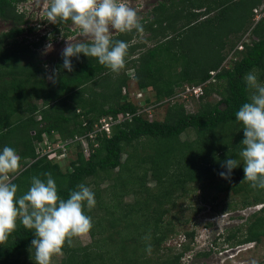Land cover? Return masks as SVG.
I'll return each mask as SVG.
<instances>
[{
  "label": "trees",
  "instance_id": "16d2710c",
  "mask_svg": "<svg viewBox=\"0 0 264 264\" xmlns=\"http://www.w3.org/2000/svg\"><path fill=\"white\" fill-rule=\"evenodd\" d=\"M26 1L0 0V18L12 23L0 33V151L11 147L21 158L10 182L18 185L19 197L29 189L33 176L46 181L43 173L50 172L62 199L69 198L77 185L88 186L90 179L108 182L102 189L96 181L92 189L95 206H84L93 224L88 232L91 243L69 246L66 242L60 264H181L184 250L161 256L164 242L175 232L174 220L165 222L164 217L178 206V199L192 184L203 191L215 189L213 200L218 193L232 190L244 196L242 206L262 204L247 221L246 232L240 226L225 238L232 247L260 242L264 236V189L242 182L243 165L232 170L230 180L219 173L226 171L222 165L229 157L242 164L243 125L235 113L251 95L244 80L246 73L264 72V18L250 32L258 39L245 42L242 50L236 47L253 23V9L264 0L161 1L152 9L154 16L141 21L156 42L134 59L131 57L139 48L132 43L136 31L113 35L129 45L125 70L134 67L138 87L154 90L156 102L172 97L186 83L207 82L196 111L189 112L183 103L175 102L168 106L163 120L153 119L152 112L138 113L141 105L123 94L130 74L115 75L95 58L73 57L72 72L62 69L55 83L48 80L33 49L19 42L26 20L18 4ZM71 23L57 19L54 29L57 32ZM190 30L194 31L191 37ZM232 51L233 63L224 67ZM25 53L30 60L23 62ZM62 65L61 56L54 69ZM216 92L221 98L209 100ZM110 115L123 119L112 124L109 135L99 132L94 141L88 138L89 157L79 145L76 158L65 165L39 156L37 141H42L44 134L61 138L87 135L101 118ZM188 130H194L196 137L182 140ZM148 177L155 180L153 187L148 185ZM131 195L133 201H125ZM186 234L192 237L194 233ZM34 238L32 230L18 219L16 229L0 242V263L15 264L29 257Z\"/></svg>",
  "mask_w": 264,
  "mask_h": 264
},
{
  "label": "clouds",
  "instance_id": "9594fccd",
  "mask_svg": "<svg viewBox=\"0 0 264 264\" xmlns=\"http://www.w3.org/2000/svg\"><path fill=\"white\" fill-rule=\"evenodd\" d=\"M44 10L51 23L57 19L70 20L82 38L66 39L61 52L62 68L52 69L47 76L53 83L62 69L74 70L72 58L78 59L81 54L95 58L100 65L118 73L124 66L129 45L113 39L112 33L133 30L142 33L144 30L137 11L127 0H44ZM51 39L50 36L44 47V55L53 50ZM44 67L49 68L48 65ZM244 80L251 95L249 102L243 103L235 113L237 121L243 125V147L239 153L242 164L229 157L222 165L226 171L219 175L230 180L232 170L243 165L242 182L248 181L251 187L264 189V84L258 82L254 71L246 73ZM20 159L14 148L5 146L0 151V242L16 229L19 219L34 233L29 250L35 264H51L52 257L61 252L66 242L70 246L72 238L84 236L93 227L91 217L84 213V206L86 204L89 209L95 206L94 192L81 183L70 192L69 198L62 199L48 172L43 173L46 181L33 176L29 189L18 197V185L9 181V175L19 168Z\"/></svg>",
  "mask_w": 264,
  "mask_h": 264
},
{
  "label": "rangeland",
  "instance_id": "374dc122",
  "mask_svg": "<svg viewBox=\"0 0 264 264\" xmlns=\"http://www.w3.org/2000/svg\"><path fill=\"white\" fill-rule=\"evenodd\" d=\"M161 1L165 0H127L129 6L137 11L141 21L149 15L154 16L155 13L152 9ZM262 4H264V1L260 5ZM18 7L20 11L24 12V20H26L23 25L26 30L22 36H20L19 42L21 45H29L33 49L36 55L35 60L37 59L40 61L41 66H49L46 70L48 74L54 69L55 63L60 59L61 52L65 47L66 39H82L79 36V30L73 24H70L68 27L62 26L56 32L54 29L55 23L47 21V16L44 10V0H29L21 2L18 4ZM11 26V21H5L0 18V33L8 30ZM249 26L247 31L243 34L244 37L249 33L245 37L247 39L246 43L250 42L252 39H258L257 36H253L252 33L250 34L251 29L255 26V21L253 20V23ZM28 27H32V29L29 30ZM117 33L118 32L112 33V36ZM193 33L194 31L190 30V37ZM50 36L52 37L51 43L53 45V50L44 55V47L49 43ZM151 36L152 32L147 28H145L142 33L135 32L132 43H136L139 48L135 50V55L131 57L132 59H134L133 57H139L141 52L146 51L155 44L156 41L155 39L150 38ZM206 36L205 40L209 39V36ZM243 37H241V39ZM239 39L237 44H239V41L241 40ZM234 56L235 55L233 54L231 58L229 56L227 57V60L224 62V67L232 65ZM22 57L21 61L23 62L30 60L26 53L22 55ZM238 57H240V54ZM122 73L130 74L128 84L123 89V94H127L130 99L135 101L137 106L140 107L141 105L142 110H148L154 106L152 110L153 119L163 120L168 106L175 102L183 103L186 110L189 112L196 111L199 108L200 104L197 98L191 97L189 93H187L189 94L188 97L184 95L186 94L183 91L185 85L177 88L171 100L167 97L163 98L160 102H156L154 90H143L138 87L137 81L134 77V67H127L125 70V67L123 66L118 73L115 72V75ZM255 74L257 75L258 82L264 84V72L261 74L258 71H255ZM259 77H261V79H259ZM205 84H207V82ZM139 93H142V95L139 96ZM179 93L181 94L179 95ZM220 98L221 95L216 92L213 96L209 97V100L216 101ZM33 101L35 102V100ZM37 103L41 105V102L38 101ZM195 137V131L188 130L182 134L181 139H194ZM74 157L75 152L72 154V158ZM18 169L14 173H17ZM14 173H12V175ZM12 175L9 176V181L11 180ZM148 178V185L153 187L155 185V180L151 177ZM96 181L100 183V188L102 189L108 185L107 181L102 182L98 179H90L88 187L91 190L95 188ZM239 181L240 179L237 177L236 182ZM189 187V192H187L184 197L178 199V206L172 209V213L164 217L165 222L170 219L174 220L175 232H171L166 242H164L161 256L164 257L167 254L172 256L174 253L184 250L185 252L181 259V264H264V236H262L260 242H254L252 246L242 248L239 251H237V249L241 246L232 247L229 242H225L227 234L230 231H235L237 227L242 226L243 231L246 232L247 221L252 219V214L261 208L258 206L262 205L242 206L241 202L244 196L241 194H235L232 190L218 193L217 199L213 200L211 199L212 195L217 193L215 189L210 188L209 190L203 191V189L196 184H192ZM204 195L208 197H205ZM133 198L134 196L132 195L126 196L125 201L132 202ZM93 212H96V210L94 209ZM220 216L222 217L219 220H216V218ZM187 231H193V236H187ZM91 241L92 237L87 233L84 236L72 238V245H88ZM200 252H208V255H199ZM31 257L32 254L27 258L23 257L22 260L19 259L15 264H19V262L21 263L23 261L35 264ZM63 257V251L55 254L52 257L51 264H60ZM149 259L151 261L153 260L152 257Z\"/></svg>",
  "mask_w": 264,
  "mask_h": 264
},
{
  "label": "built area",
  "instance_id": "2783aa9c",
  "mask_svg": "<svg viewBox=\"0 0 264 264\" xmlns=\"http://www.w3.org/2000/svg\"><path fill=\"white\" fill-rule=\"evenodd\" d=\"M254 21L255 25L264 18V4L256 6L254 9ZM249 34V33H248ZM246 34L239 44L237 45L236 49L237 50H242L244 48L245 42H246ZM234 51L230 54L229 57L233 55ZM213 75L215 72H212ZM204 86L205 83L193 85V84H185V89L183 90L186 94H184L186 97L190 96L195 97L197 99L200 98V96L203 94L204 91ZM182 91V92H183ZM181 92V93H182ZM179 93V95L181 94ZM189 93V94H187ZM142 93H139V96H141ZM173 97V96H172ZM170 97L169 100L172 99ZM154 107V106H153ZM153 107H151L148 110H142L140 108L138 110V113L148 111L149 113L152 112ZM40 118V117H39ZM123 119V116L119 115L118 119H115L113 116H108V117H103L100 119V124H97L95 126V130L90 132L87 135H80V136H75L74 138H61L57 134L53 135H43V140L42 141H37V152L39 153V156H47L49 159L55 161V162H60L63 165L68 164L72 159L74 160L76 158V148L77 145L80 146L81 150L84 152L85 156L89 157L90 155V141L88 138L94 139L97 137V134L99 132H106L108 135L111 132V126L112 124L119 122ZM75 152V157L72 158V154Z\"/></svg>",
  "mask_w": 264,
  "mask_h": 264
},
{
  "label": "water",
  "instance_id": "95a60500",
  "mask_svg": "<svg viewBox=\"0 0 264 264\" xmlns=\"http://www.w3.org/2000/svg\"><path fill=\"white\" fill-rule=\"evenodd\" d=\"M261 205H262V204H261ZM258 207L260 208V207H262V206H258ZM253 244H254V242H249V243H247L246 245L239 247V248L237 249V251L241 250L242 248L250 247V246H252Z\"/></svg>",
  "mask_w": 264,
  "mask_h": 264
},
{
  "label": "flooded vegetation",
  "instance_id": "af4514ba",
  "mask_svg": "<svg viewBox=\"0 0 264 264\" xmlns=\"http://www.w3.org/2000/svg\"><path fill=\"white\" fill-rule=\"evenodd\" d=\"M72 24V23H71Z\"/></svg>",
  "mask_w": 264,
  "mask_h": 264
}]
</instances>
